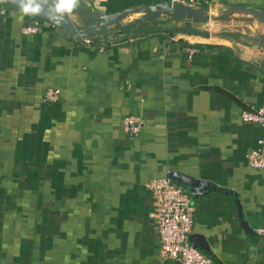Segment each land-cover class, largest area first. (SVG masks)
<instances>
[{
	"label": "crops",
	"instance_id": "0c3cea01",
	"mask_svg": "<svg viewBox=\"0 0 264 264\" xmlns=\"http://www.w3.org/2000/svg\"><path fill=\"white\" fill-rule=\"evenodd\" d=\"M59 1L86 26L174 0ZM197 2L264 9V0ZM167 16L109 27L86 45L48 24L23 35L30 15L0 6V264H177L162 258L150 218L147 185L162 177L190 197L200 253L264 264L254 234L264 170L246 164L261 132L240 118L264 107V48L174 33L183 25ZM217 24L193 28L217 34ZM47 89L59 90L57 102H43ZM128 115L143 118L138 135L122 130Z\"/></svg>",
	"mask_w": 264,
	"mask_h": 264
},
{
	"label": "built area",
	"instance_id": "2783aa9c",
	"mask_svg": "<svg viewBox=\"0 0 264 264\" xmlns=\"http://www.w3.org/2000/svg\"><path fill=\"white\" fill-rule=\"evenodd\" d=\"M173 2L196 9L200 6L197 0H174ZM44 24L48 23L34 20L22 28V34H36ZM85 44L90 45L91 43L85 40ZM187 51L191 58L195 52L194 49ZM59 96V90L47 89L43 95V102L55 103L59 100ZM240 118L244 123L256 125L261 132L255 146L246 155V164L252 170L262 171L264 170V107L244 109L241 111ZM143 126V118L137 115L125 116L121 122L122 130L133 136L138 135ZM147 187L153 195L155 208L150 213V218L158 226L162 258L177 264H219L200 253L191 243L195 208L188 194L174 184L170 177L155 179ZM254 234L259 238H264V226L255 228Z\"/></svg>",
	"mask_w": 264,
	"mask_h": 264
},
{
	"label": "water",
	"instance_id": "95a60500",
	"mask_svg": "<svg viewBox=\"0 0 264 264\" xmlns=\"http://www.w3.org/2000/svg\"><path fill=\"white\" fill-rule=\"evenodd\" d=\"M0 6H13L19 11L31 14L35 18L66 32L82 44L91 35L105 32L107 28L112 26L116 28H130L141 22H154L164 15H171L175 22L183 25V27L175 29L174 33L185 32L206 39L229 38L264 48V38L261 36H237L221 33L210 34L193 28V24L197 22L220 23L236 17L246 18L264 25V10L246 6L226 5L218 8H202L199 10L182 3L166 2L101 15L97 21L86 26L77 25L59 0H0ZM133 14H141L144 16L131 23L122 24V21L127 16ZM199 183L190 180V186L192 187Z\"/></svg>",
	"mask_w": 264,
	"mask_h": 264
},
{
	"label": "rangeland",
	"instance_id": "374dc122",
	"mask_svg": "<svg viewBox=\"0 0 264 264\" xmlns=\"http://www.w3.org/2000/svg\"><path fill=\"white\" fill-rule=\"evenodd\" d=\"M165 16L166 15L162 17H165ZM142 17H143L142 15H132L129 18H142ZM166 20L171 22L173 19L171 15H168ZM213 26H216L217 29L215 31L221 34H233L237 36H261L264 38V25L254 22L252 20L246 19V18L236 17L232 20L223 21ZM226 40L227 42H230L232 39L231 40L226 39ZM232 41H235V40H232ZM237 41L244 42L241 40H237Z\"/></svg>",
	"mask_w": 264,
	"mask_h": 264
},
{
	"label": "trees",
	"instance_id": "16d2710c",
	"mask_svg": "<svg viewBox=\"0 0 264 264\" xmlns=\"http://www.w3.org/2000/svg\"><path fill=\"white\" fill-rule=\"evenodd\" d=\"M28 15H30V17L32 18V21L39 20V19L35 18L33 15H31V14H28Z\"/></svg>",
	"mask_w": 264,
	"mask_h": 264
}]
</instances>
